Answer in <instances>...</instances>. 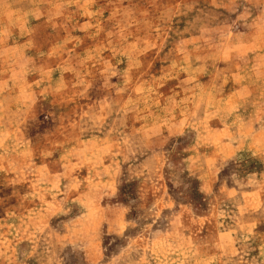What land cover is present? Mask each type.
I'll use <instances>...</instances> for the list:
<instances>
[{"label":"rangeland","instance_id":"obj_1","mask_svg":"<svg viewBox=\"0 0 264 264\" xmlns=\"http://www.w3.org/2000/svg\"><path fill=\"white\" fill-rule=\"evenodd\" d=\"M0 264H264V0H0Z\"/></svg>","mask_w":264,"mask_h":264}]
</instances>
